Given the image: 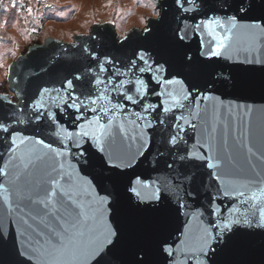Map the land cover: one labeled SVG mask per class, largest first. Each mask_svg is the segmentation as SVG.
<instances>
[{"label": "snow or ice", "instance_id": "6c2138e0", "mask_svg": "<svg viewBox=\"0 0 264 264\" xmlns=\"http://www.w3.org/2000/svg\"><path fill=\"white\" fill-rule=\"evenodd\" d=\"M172 5L183 25L175 31L169 59L161 62L146 49L134 52L124 65L106 58L95 70H88L92 79L87 93L77 95L74 81L67 80L60 88L38 90L31 104L19 109L8 101L14 114L0 120L8 157L0 176L14 186L19 201L14 211L22 230L13 233V209L9 207L7 225L0 219V255L19 258L13 264H66L69 260L101 264L122 241L116 219L121 206L160 211L161 235L154 247L130 246L127 260L114 256L118 264H150L149 257L155 258L152 264H264V171H257L264 162V139L245 143L241 134L229 145L226 136L231 132L233 106L227 105L229 123L224 129L217 127L225 107L222 102L212 105L211 126L208 107H201L214 99L206 89L229 80L234 88L243 86L222 70L217 72L215 58L231 61L242 40L247 41L245 51L249 53L257 42L264 43V0H213L210 7L208 0H172ZM152 7L155 10L157 5ZM194 37L198 55L186 43ZM243 62L264 65L259 57L246 56ZM25 108L31 111L28 121L15 115L17 111L23 114ZM241 110L251 111L236 105V111ZM118 119L123 138L137 145L134 151L114 146ZM196 120L202 123H194ZM45 121L57 146L21 127ZM157 127L167 132L163 147L169 156H175L166 168L174 169L177 160L180 164L177 175L169 176L164 184L149 182L136 171L151 148L149 130ZM189 128L197 133L191 147L186 139ZM89 154H98L96 163L113 181L111 190L103 188V194L90 181L74 175L71 164L66 167L57 160L72 155L78 162L83 158L88 163ZM164 154L158 153L160 157ZM48 161L37 177L35 165ZM189 167L206 168L214 181L221 182L217 195L209 196L207 204L189 203L190 193L196 192L192 187L196 177ZM235 167H246L253 175L242 181L223 179L232 176ZM0 192L4 203L10 204L4 184H0ZM221 196L233 203L222 207ZM109 215L115 223L106 219ZM171 216L184 217L183 230L164 235ZM86 232L89 239L83 243L80 238ZM240 253L252 260H237Z\"/></svg>", "mask_w": 264, "mask_h": 264}, {"label": "water", "instance_id": "95a60500", "mask_svg": "<svg viewBox=\"0 0 264 264\" xmlns=\"http://www.w3.org/2000/svg\"><path fill=\"white\" fill-rule=\"evenodd\" d=\"M212 3L213 0H208L209 7ZM155 4L157 5V15L146 16L144 28L131 27L121 37L116 34L114 22L107 20L103 22L93 21L87 32L74 33L71 40H62L47 35L41 42L31 43L25 52L18 54L7 66L6 82L9 93L0 92V120L7 119L14 114L8 101H11L13 105H17L19 109L24 105H30L33 98L38 95V90L45 87L49 89L60 88L67 80L74 81L77 95L89 92L91 90L90 81L92 74L88 70L90 68L95 70L98 63L103 62L106 58L113 60L118 66L124 65L132 58L134 52L146 49L154 58H161V62H163V59H169L172 55L175 31L179 26L183 25V21L177 18L172 0H155ZM146 28L148 29L147 32H145ZM126 37L127 39H125ZM186 43L196 55L199 54L197 51V38L194 37ZM236 47L239 51L232 54L233 58L231 61L223 56L215 58L214 67L217 72L222 70L226 77L231 75L238 84L243 86L232 87V80H229L224 85L218 83L213 88L205 90L214 99L201 105L202 108L205 105L208 107L207 119L209 126H211L213 103L217 104V106L221 102L223 103L225 107L220 110L222 119L217 123V127L221 129H224L225 125L229 123L227 105L231 104L233 106L230 122L231 132L230 135L226 136L229 145L241 134H243L245 143H248L249 139L252 142L264 139V65L243 62L246 56L264 59V43L257 42L250 53L245 51L248 47L247 41L242 40ZM93 56H95V59H93ZM108 67L111 68V65ZM78 75L82 77L81 80H75ZM3 97H7V100H3ZM236 105L246 106L251 111L244 112L241 110L238 113ZM15 115H19L21 119L26 121L31 119L29 108H25L23 114L17 111ZM68 123L70 127V121ZM120 123L121 121L118 119L116 121L117 127L114 130V146L131 147L134 151L137 145L123 138V134L118 129ZM194 123L201 124L202 121L196 120ZM21 127L28 134L38 135L47 142H53L54 146H57L51 136L47 121L40 125L26 123ZM225 132L227 133V129H225ZM132 135L131 129L128 128L127 136L131 137ZM149 135L152 139L151 148L136 171L148 178L149 182L164 184L169 176L175 177L177 175L180 170V164L177 160L174 169L169 170L166 168V164L171 163L175 159V156H169L166 148L163 147V137L167 135L166 131L157 127L154 130H149ZM186 139L189 141L188 146L191 147L192 143L197 139V133L189 128L186 133ZM159 152H164V156L160 157L158 155ZM0 154L4 155V159L0 160V168H3L8 157L6 155V142L3 141L2 136H0ZM73 155H75V150ZM96 155L98 154H89L88 163H85L83 158H79L78 162L72 155L64 157L63 160H60V158H57V160L58 163H65L66 167L71 164L75 170L74 175L78 174L83 180L90 181L95 191L103 194V188L111 190L113 181L109 173L102 170L96 163ZM47 163H50V161L38 162L35 165L34 172L37 177L39 176V170L44 168ZM189 171L196 177L195 183L192 185L196 192L190 193L192 198L189 199V203L197 206L207 204L209 196L217 195V188L221 182L214 181L209 175L210 170L206 168L189 167ZM257 171H264V162L259 163ZM252 175L253 173L249 172L246 167H235L233 175L224 176L223 179L242 181L245 177H251ZM0 184H4L8 189L7 194L10 198V204L4 203V193L0 192V219H3L7 225L6 217L9 214V207H11L13 209L11 213L12 230L14 234H18L22 230V225L18 227V213L14 211L19 204L14 186L7 182L6 177L2 176H0ZM187 187L185 185V190H187ZM252 190L254 191L255 189ZM180 194L183 195V193ZM219 202L224 208L233 203V201L224 199L222 196ZM161 207L163 208V205ZM160 215V211L152 208L131 210L121 206L119 216L116 219L122 229V241L113 250V254L105 256L101 264H118L114 256L127 260L129 247L133 245L154 247L157 238L161 235L157 222ZM106 219L110 223L116 222L111 215L107 216ZM89 225H91V222H89ZM183 226V216H171L167 230L163 234L167 235L169 232L178 234L176 229L182 231ZM80 239L83 243H87L89 239L87 232ZM235 258L242 262L252 260V257L246 253H240ZM18 259L8 254L0 255V264H13ZM154 260V257H149L150 264ZM66 264H76V262L69 260Z\"/></svg>", "mask_w": 264, "mask_h": 264}, {"label": "rangeland", "instance_id": "374dc122", "mask_svg": "<svg viewBox=\"0 0 264 264\" xmlns=\"http://www.w3.org/2000/svg\"><path fill=\"white\" fill-rule=\"evenodd\" d=\"M45 25L39 37L31 35L32 23L9 14L0 18V92H8L7 66L33 42L47 35L71 40L74 33H85L93 21H112L118 37L131 27L144 28L146 16H156L155 0H50ZM13 10V9H11ZM8 10V11H11Z\"/></svg>", "mask_w": 264, "mask_h": 264}, {"label": "built area", "instance_id": "2783aa9c", "mask_svg": "<svg viewBox=\"0 0 264 264\" xmlns=\"http://www.w3.org/2000/svg\"><path fill=\"white\" fill-rule=\"evenodd\" d=\"M50 8V0H0V12L14 9L27 23H32L33 37L41 35L45 25V12ZM29 9H31L30 12Z\"/></svg>", "mask_w": 264, "mask_h": 264}, {"label": "trees", "instance_id": "16d2710c", "mask_svg": "<svg viewBox=\"0 0 264 264\" xmlns=\"http://www.w3.org/2000/svg\"><path fill=\"white\" fill-rule=\"evenodd\" d=\"M9 14H15V15L20 16V15L17 13V11L13 9V10H11V11L0 12V18H1V16H3V15H7L6 18H8V17H9Z\"/></svg>", "mask_w": 264, "mask_h": 264}]
</instances>
